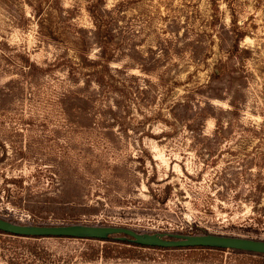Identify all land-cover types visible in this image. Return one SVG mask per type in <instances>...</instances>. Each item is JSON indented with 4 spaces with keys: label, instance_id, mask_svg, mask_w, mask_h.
I'll return each instance as SVG.
<instances>
[{
    "label": "rangeland",
    "instance_id": "obj_1",
    "mask_svg": "<svg viewBox=\"0 0 264 264\" xmlns=\"http://www.w3.org/2000/svg\"><path fill=\"white\" fill-rule=\"evenodd\" d=\"M0 218L264 241V0H0ZM3 240L0 264L28 255ZM36 244L39 264H264Z\"/></svg>",
    "mask_w": 264,
    "mask_h": 264
},
{
    "label": "water",
    "instance_id": "obj_2",
    "mask_svg": "<svg viewBox=\"0 0 264 264\" xmlns=\"http://www.w3.org/2000/svg\"><path fill=\"white\" fill-rule=\"evenodd\" d=\"M0 232L21 238H66L105 241L116 237L139 246L161 249L211 248L264 255V241L211 234L138 233L126 227L97 225H31L0 218Z\"/></svg>",
    "mask_w": 264,
    "mask_h": 264
},
{
    "label": "trees",
    "instance_id": "obj_3",
    "mask_svg": "<svg viewBox=\"0 0 264 264\" xmlns=\"http://www.w3.org/2000/svg\"><path fill=\"white\" fill-rule=\"evenodd\" d=\"M0 236L4 237L3 242H7L12 245L23 244L29 247L28 255L26 256L20 254L16 255L15 253L14 257L12 258L6 257L7 264H39L40 261L45 262L49 259L48 255L44 252L38 251L36 242L41 239H56V240L66 239V238H21L3 232H0ZM81 241H96V242H106L113 244V246H107L106 244H103V246H88V248L85 251L79 253V256L85 261H94L97 259L124 258L126 257V255H128L129 250L127 249H135V248L161 249V248L139 246L127 240H120L116 237L110 238L105 241H99V240H81ZM177 250L219 251V252L227 251L223 249H211V248H184ZM229 251H233L240 254H247L256 257H264V255L261 254H254V253L235 251V250H229Z\"/></svg>",
    "mask_w": 264,
    "mask_h": 264
}]
</instances>
